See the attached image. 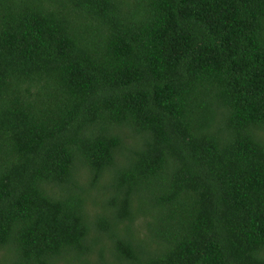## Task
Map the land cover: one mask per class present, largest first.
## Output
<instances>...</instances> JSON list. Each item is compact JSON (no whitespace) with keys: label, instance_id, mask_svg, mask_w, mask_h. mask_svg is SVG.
I'll return each instance as SVG.
<instances>
[{"label":"trees","instance_id":"obj_1","mask_svg":"<svg viewBox=\"0 0 264 264\" xmlns=\"http://www.w3.org/2000/svg\"><path fill=\"white\" fill-rule=\"evenodd\" d=\"M0 264H264V0H0Z\"/></svg>","mask_w":264,"mask_h":264}]
</instances>
